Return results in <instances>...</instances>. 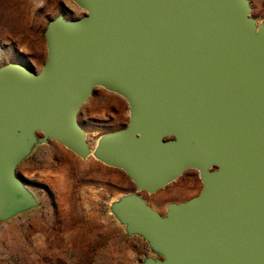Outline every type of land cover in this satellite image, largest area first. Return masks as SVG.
<instances>
[{"label": "water", "instance_id": "95a60500", "mask_svg": "<svg viewBox=\"0 0 264 264\" xmlns=\"http://www.w3.org/2000/svg\"><path fill=\"white\" fill-rule=\"evenodd\" d=\"M44 30L39 72L0 66V221L39 208L17 176L38 145L119 169L134 191L109 210L151 253L141 264H264V23L249 0H71ZM128 122L91 149L78 113L95 88ZM198 173L163 214L142 193Z\"/></svg>", "mask_w": 264, "mask_h": 264}, {"label": "rangeland", "instance_id": "374dc122", "mask_svg": "<svg viewBox=\"0 0 264 264\" xmlns=\"http://www.w3.org/2000/svg\"><path fill=\"white\" fill-rule=\"evenodd\" d=\"M249 1L252 17L264 23V0ZM83 14L71 0H0V66L18 63L39 72L46 58L48 22L58 15L76 19ZM128 118L127 102L101 87L78 113L91 149L102 134L121 129ZM16 174L40 207L0 221V264H141L151 255L146 242L127 237L110 213L113 201L135 189L123 171L50 142L36 146ZM184 181L142 196L163 214L169 202L199 193L176 194Z\"/></svg>", "mask_w": 264, "mask_h": 264}, {"label": "flooded vegetation", "instance_id": "af4514ba", "mask_svg": "<svg viewBox=\"0 0 264 264\" xmlns=\"http://www.w3.org/2000/svg\"><path fill=\"white\" fill-rule=\"evenodd\" d=\"M181 178H183V180L185 179V181L181 184L180 188L178 190H176V194H179V193H185L186 194L189 192H199L200 191L201 186H199V183L201 184V182H200L199 176L195 170H188V171L184 172L178 179H176L173 182H176L177 180H180ZM187 199H189V198H187ZM171 202H173V201H171Z\"/></svg>", "mask_w": 264, "mask_h": 264}]
</instances>
